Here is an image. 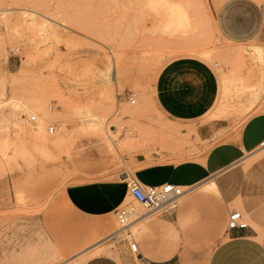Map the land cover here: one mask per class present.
Returning <instances> with one entry per match:
<instances>
[{"label":"rangeland","instance_id":"rangeland-1","mask_svg":"<svg viewBox=\"0 0 264 264\" xmlns=\"http://www.w3.org/2000/svg\"><path fill=\"white\" fill-rule=\"evenodd\" d=\"M174 1L0 0V183H6L7 191L0 195V246L7 247L0 264H73L79 254L82 264L98 255H108L116 264H142L130 251L132 243L153 264V257L163 254V220L179 234L170 264H208L227 237L231 213L241 212L252 225L241 205L223 207L214 196L219 194L214 181L180 199L170 216L134 221L135 237L129 231L109 236L122 227V209L134 208L130 221L147 213L129 192L113 214L97 219L81 218L69 206L67 187L94 180L97 169L105 179L112 171L115 176L124 171L129 183L133 171L128 165L126 170L121 157L135 154L136 149L123 144L130 143L136 128L117 121L140 105L149 115L161 116L153 86L165 64L195 57L216 73L230 65L234 56L225 52L233 45L221 40L213 21V13L230 0H185L189 21L183 28L168 25V2ZM241 47L237 56L255 52L264 62L262 46ZM66 72L107 81L108 93L99 103L81 105L64 91ZM31 116L35 121L26 123ZM112 125H117L116 133ZM108 135L115 151L104 138ZM258 164L264 174V150L243 160L242 169L247 173ZM150 223L152 247L143 239L138 243ZM254 228L264 242V231Z\"/></svg>","mask_w":264,"mask_h":264},{"label":"crops","instance_id":"crops-1","mask_svg":"<svg viewBox=\"0 0 264 264\" xmlns=\"http://www.w3.org/2000/svg\"><path fill=\"white\" fill-rule=\"evenodd\" d=\"M219 9L213 17L221 40L233 45L225 52L227 57L234 56L230 65L216 73L195 57H180L165 64L153 86L154 105L161 116L149 115L140 105L130 109L131 116L117 121L136 128L130 143L123 144L136 152L124 160L121 157V162L126 170L128 165L133 171L134 179L147 186L171 183L191 188L192 192L216 182L219 194L214 196L219 197L223 207L228 210L241 205L252 225L244 230H228L208 264H264V242L254 228L264 231L263 165H255L247 173L242 169L243 160L264 150V62L255 52L236 55L242 45L264 48V2L230 0ZM64 82L66 95L81 105L99 103L108 93L107 81L78 73L66 72ZM130 96L128 93L125 99ZM117 129V125L111 126L112 132ZM102 137L98 136L103 140ZM120 139H125V133ZM123 172L116 174L117 179L112 171L111 178L105 179L97 169L94 180L69 185L66 196L72 213L91 219L113 214L129 192ZM4 194L6 183L1 182L0 195ZM162 224L163 254L154 256L153 264H170L177 252V227L165 220ZM145 228L138 243L143 239L152 247V224ZM6 248L0 246V262ZM87 261L86 264H116L108 255Z\"/></svg>","mask_w":264,"mask_h":264},{"label":"built area","instance_id":"built-area-1","mask_svg":"<svg viewBox=\"0 0 264 264\" xmlns=\"http://www.w3.org/2000/svg\"><path fill=\"white\" fill-rule=\"evenodd\" d=\"M130 100L132 101L131 98ZM27 121L32 123L35 121V117L27 119ZM50 132L53 133L52 129ZM128 186L131 198L144 207L147 212L166 217L170 216L180 197L185 193L183 187L175 184L166 183L160 186H147L141 184L134 178L129 181ZM128 208L126 207L118 213L119 221L123 228L130 225V219L136 215L133 208H131L132 210ZM247 228H249V225L241 212L235 211L230 214L228 223L229 231L244 230ZM138 247L137 243L130 244L131 253L133 255L138 254L142 264H149L147 259L140 253Z\"/></svg>","mask_w":264,"mask_h":264},{"label":"bare ground","instance_id":"bare-ground-1","mask_svg":"<svg viewBox=\"0 0 264 264\" xmlns=\"http://www.w3.org/2000/svg\"><path fill=\"white\" fill-rule=\"evenodd\" d=\"M222 3V2H221ZM218 4H220V3H217V5ZM216 5V7L218 8V6L220 7V5H218L217 6ZM186 6L188 7V5H187V2L185 1V0H177V1H174V2H168V9H169V12L166 14L167 15V19H168V25L169 26H172V27H185V26H187V24H188V21H189V18H188V12H187V10H186ZM219 9V8H218ZM4 12V11H3ZM36 13V12H35ZM4 14V13H3ZM37 14V13H36ZM214 19V18H213ZM214 21V20H213ZM212 22V21H211ZM214 23V22H213ZM214 27L216 28V25L214 24ZM53 28V27H52ZM216 30V32H218V30H217V28L215 29ZM58 32V31H57ZM217 34H219V33H217ZM219 36V35H218ZM221 38V37H220ZM240 48H242V47H240ZM238 49V48H237ZM243 50H244V48H242ZM241 49V50H242ZM239 50V49H238ZM241 50H239L240 51V53H241ZM253 50V49H252ZM234 51V50H233ZM237 51V50H236ZM238 52V51H237ZM237 54V53H236ZM241 55V54H240ZM239 55V56H240ZM227 56V55H226ZM18 102V101H17ZM17 105H18V103H17ZM32 117H35V116H31L30 118H32ZM29 118V119H30ZM36 118V117H35ZM13 119V118H12ZM14 122L17 124V125H19L18 123H20L19 122V120L15 117V120H14ZM26 123H29V121H27L26 120ZM107 141H108V143H109V145L110 146H116L115 145V143H114V140L112 139V137H110V135H108V137H107ZM263 148H264V145H263ZM263 150V149H262ZM258 152V151H257ZM256 152V153H257ZM4 154H5V152H4ZM252 155V154H251ZM125 176L127 177V180L129 179V176H128V174H125ZM133 177H131L130 178V181H131V179H132ZM184 190H185V193H184V195L182 196V197H180V199H182V198H184L192 189L191 188H184ZM179 199V200H180ZM135 201V200H134ZM136 202V201H135ZM136 206H138L139 207V205L140 204H135ZM132 207H129L128 209H130V210H132L131 209ZM140 208V207H139ZM134 209V208H133ZM141 209V208H140ZM140 211V210H139ZM138 211V212H139ZM134 213L136 214V212H135V210H134ZM149 215H155V214H151V213H149V212H147L146 214H143V216H141V215H139L137 218H135V219H133V222L131 221V223H130V225H128L127 227H125V228H123V227H120V228H117L115 231H113L111 234H109V236H111V235H117L119 232H121V233H125V232H127V231H129L127 234L128 235H132L131 234V228L132 227H134V226H136V225H138L141 221H144V220H146V218H148V216ZM138 219H141L140 221L138 220ZM139 221V223H138V221ZM134 221H137V223L138 224H136V225H134L135 223H134ZM134 223V224H133ZM133 224V225H132ZM118 227V226H117ZM120 233V234H121ZM135 235H136V233H134L132 236L133 237H135ZM132 240V239H131ZM100 241V240H99ZM128 241V240H127ZM102 242V241H101ZM101 242H97V243H95V245H97V244H99V243H101ZM129 242V241H128ZM133 244V243H132ZM92 245H94V244H92ZM138 249H139V247H138ZM80 255V254H79ZM79 255H77V256H75V257H73L71 260H73L74 261V263L73 264H82V262L81 263H79L78 262V257H79ZM136 257H138V254H136ZM138 259H139V261H140V258L138 257ZM76 260V261H75Z\"/></svg>","mask_w":264,"mask_h":264}]
</instances>
